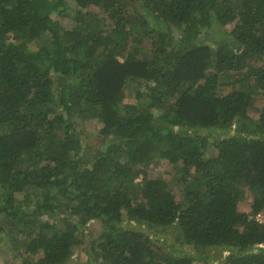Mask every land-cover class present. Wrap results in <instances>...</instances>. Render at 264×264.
Here are the masks:
<instances>
[{
    "label": "trees",
    "instance_id": "16d2710c",
    "mask_svg": "<svg viewBox=\"0 0 264 264\" xmlns=\"http://www.w3.org/2000/svg\"><path fill=\"white\" fill-rule=\"evenodd\" d=\"M259 98L264 0H0V244L64 264L96 221L95 264H264ZM152 217L193 251L122 225Z\"/></svg>",
    "mask_w": 264,
    "mask_h": 264
},
{
    "label": "rangeland",
    "instance_id": "374dc122",
    "mask_svg": "<svg viewBox=\"0 0 264 264\" xmlns=\"http://www.w3.org/2000/svg\"><path fill=\"white\" fill-rule=\"evenodd\" d=\"M70 4V1H69ZM62 24H67L69 22L68 19H62ZM219 27V25L214 24L211 28H209L208 33L211 34L216 30V28ZM224 31H219V33H223V37L227 39V41L230 44L233 43L232 36L229 35L228 31H225V28H221ZM204 30V29H203ZM200 35V34H199ZM197 36V38L199 37ZM217 39V38H212ZM152 84L151 83H135L132 82L128 85V87L125 90V103H134L136 98V93L140 92L142 95H145L147 98L148 103H152L153 101V90H152ZM227 89H225L224 92H226ZM141 101V100H140ZM264 109V99L259 98L254 103V108L252 109V114H258L261 113ZM84 127V134L83 137L86 142L91 143H97L99 141L98 138V127L99 124L95 121H86L83 123ZM214 147L210 146V150L212 151ZM211 153V152H209ZM169 164L162 165L159 169H156V173H163L166 168H168ZM165 175V173H163ZM247 201H242L239 203V209H246ZM150 222L148 224L146 223H138V222H124L122 225L128 229L135 228V229H143L144 231H149L152 234L156 233L157 237L161 239L162 242L168 243V244H174L175 249L177 250L178 254L180 255L182 252L190 253L193 251V248L189 246H184L180 244L179 241H177V232L174 229V226L166 227L161 229L159 226L156 225L155 217L151 218ZM81 233H82V242L78 245H74L72 248V255L71 258L66 261L64 264H95V260L93 258V255L90 254L89 251V244L90 239L92 237H96L100 231L102 230V225L99 222H88L85 226L81 227ZM6 240L2 239L0 244V264H22L20 258L13 257L10 253L7 252L8 246L5 244ZM228 250H217L216 251V257L214 258V261L212 264H217L218 260L223 259L225 255H227Z\"/></svg>",
    "mask_w": 264,
    "mask_h": 264
},
{
    "label": "built area",
    "instance_id": "2783aa9c",
    "mask_svg": "<svg viewBox=\"0 0 264 264\" xmlns=\"http://www.w3.org/2000/svg\"><path fill=\"white\" fill-rule=\"evenodd\" d=\"M255 218L259 221V222H263L264 221V217L261 213H258Z\"/></svg>",
    "mask_w": 264,
    "mask_h": 264
}]
</instances>
